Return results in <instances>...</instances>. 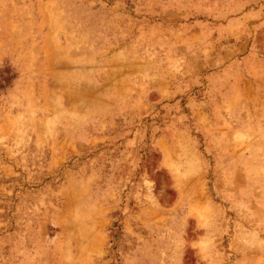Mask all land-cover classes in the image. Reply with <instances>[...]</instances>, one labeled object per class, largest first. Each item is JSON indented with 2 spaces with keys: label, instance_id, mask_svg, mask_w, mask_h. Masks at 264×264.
I'll use <instances>...</instances> for the list:
<instances>
[{
  "label": "rangeland",
  "instance_id": "obj_1",
  "mask_svg": "<svg viewBox=\"0 0 264 264\" xmlns=\"http://www.w3.org/2000/svg\"><path fill=\"white\" fill-rule=\"evenodd\" d=\"M0 264H264V0H0Z\"/></svg>",
  "mask_w": 264,
  "mask_h": 264
}]
</instances>
